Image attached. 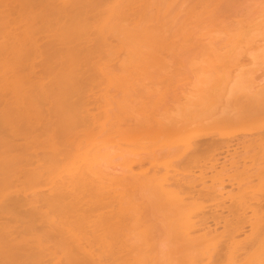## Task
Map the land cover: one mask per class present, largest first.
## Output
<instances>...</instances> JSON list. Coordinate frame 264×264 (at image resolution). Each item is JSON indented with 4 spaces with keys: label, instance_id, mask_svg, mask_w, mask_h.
Wrapping results in <instances>:
<instances>
[{
    "label": "bare ground",
    "instance_id": "bare-ground-1",
    "mask_svg": "<svg viewBox=\"0 0 264 264\" xmlns=\"http://www.w3.org/2000/svg\"><path fill=\"white\" fill-rule=\"evenodd\" d=\"M222 1L0 0V264H163V232L177 264H264V73L211 110L210 75L143 66L236 50ZM116 137L148 151L122 171Z\"/></svg>",
    "mask_w": 264,
    "mask_h": 264
},
{
    "label": "rangeland",
    "instance_id": "rangeland-1",
    "mask_svg": "<svg viewBox=\"0 0 264 264\" xmlns=\"http://www.w3.org/2000/svg\"><path fill=\"white\" fill-rule=\"evenodd\" d=\"M243 2H245L246 4L245 3L243 4ZM254 4H256V5H254ZM252 5H254L256 7L251 8ZM221 6H223V7L221 8ZM249 6L251 9L248 8ZM172 9H173V7L163 9V14H165V15L173 14ZM220 9H221V11H220ZM218 11H220L219 14H222L219 17H221L222 20L224 19L223 23L225 22L227 24L229 22L231 24L230 25L228 23L230 31L227 32L226 34H233L235 32H238V33H241L240 36H243L245 38L244 42L242 41V44H240L238 47H236L237 49L234 48V49L238 50L240 53H238L236 50H234L236 52L233 54L232 52H234V51L231 52V48L228 47L230 49L229 51L231 52L232 55L230 54L228 56L227 53H226L227 55H225L224 50H226L228 48L219 47L216 44L214 47L211 46L210 48L206 47V46H197L195 48H192V51L179 52L180 54H177V55H169L168 53H166L165 54L166 57L164 58V60H160L159 62L158 61L149 62V64L146 63L143 65L144 68L146 69V71L150 74H152L158 70H159V72L160 71L161 72H163V71L168 72L169 71V74H171V73L177 74L178 73L180 75V78L182 81V84L180 85L181 87H179V89L181 88L180 92H182V93H179V94H183V92L186 93L188 91V94H190L191 96L197 95L198 92L196 93V91H198V90H196V89H199L204 85L203 83L200 82L202 80V78L210 75V77L208 78L209 81L206 80L207 78L202 80V81L213 83L212 79L215 77L213 80L216 81V83L215 82L213 84L210 83L213 89L210 87V84H209V87H207L208 85H206V88L207 89L211 88L210 91H213V92L215 91L214 94L212 92V94H213L212 96L215 97V95H216L219 98L222 96V98L219 99L217 97L218 99L215 98V100L213 98L208 99L209 103H210L211 99H213L217 103L219 102L218 104H216V102H215V106L211 104L212 105V106L210 105L211 106L210 108H212L211 110H213L217 105L219 107L221 105L223 106L224 104L225 105L227 104V99L225 98L226 95H224V94L228 88L230 81H231V77L234 76L237 71H241L243 73L247 72L248 73L247 75L249 77H250V75H252L254 80L257 79L261 74L264 73V46L263 47H257V44H260L259 42L261 41V39L264 40V0H227V1L225 0V2L222 1V3H220V5L218 6ZM226 14L230 15V16H227ZM224 15H225V17H223ZM227 17H231V18H228L229 19L228 20ZM255 20H256V23L258 24V26H255V25H257L256 23H255V25L253 24ZM257 21H260V22H257ZM235 23H236V25H233ZM237 24H238V26H237ZM251 25H253L256 29L253 26H252L253 27V29H252ZM234 26H236V27H234ZM240 29H242L241 32H240ZM250 29H252V30H250ZM243 30H244V32H243ZM238 33H235V34H238ZM246 33L247 34L249 33V34L247 35ZM224 35L225 34H220V36H223V37H224ZM215 36H218L217 33L215 34ZM235 37L237 38L236 35H235ZM203 38H205V37H203ZM204 42H207V40ZM255 43H256V46L254 45ZM261 44H263V43L261 42ZM215 47L218 51H212ZM226 56H228V57H226ZM160 67H162V69H165V70L162 71V69ZM156 73H158V72H156ZM212 74H214V75H212ZM219 74H220V76H218V80H217L216 79L217 76H215V75H219ZM212 76H214V77H212ZM225 76H226V78L224 79ZM246 76H244V78H246ZM199 78H201V79L199 80ZM253 78H249V79H253ZM248 81L250 82L251 80H248ZM198 83H200L201 85L199 84V86L197 87ZM219 85H220V87H218ZM214 89H216L218 91L221 89L222 93L220 92V94H222V95L218 94V92L216 93V90H214ZM246 90L247 89H245V91ZM245 91L243 92V90H242L241 92L238 93V95H237V93H235V94L237 97H240V96H243ZM189 92H191L192 94ZM241 93H243V94H241ZM235 98H233V99H235ZM241 98H243V97H241ZM184 100L185 99H183V102L181 101L180 103L183 104L185 102ZM230 101H231V99H230ZM231 102L233 103V101H231ZM231 102H229L228 104L231 105L232 104ZM180 103H178V104H180ZM234 104H235V102H234ZM129 111H130V109L128 107L127 112H129ZM178 113H179V111H178ZM193 129L194 128H192L191 130L194 131ZM196 130H195V132H193V135H195V133L197 132L196 133V137H197L199 132H198V130L197 131ZM189 134H191L190 131H189ZM190 137H192V136L188 135V137H187L188 140L192 139L190 141L194 140L195 143L197 142L198 138L201 139V137H198L195 139H194V136H193V138H190ZM116 139H119V141L116 140V142H115L116 144L118 143L116 145L118 148L115 146V144H114L113 148L114 147L117 148L118 150L116 149V151H118V152L116 154H118L119 156L123 155V157L116 159L114 162H117V164L120 165V166H118V167H120V169L126 168L128 161L132 160V159H130L134 156V155H132V153H134V152L143 153L144 151L146 152V150H147V149L142 150L143 149L142 146L139 148L141 142H139V143H134L131 141L127 142L123 138L120 139V137H116ZM137 144H139V145L137 146ZM108 145H110V144L108 143ZM150 147H151V145H150ZM166 147H169V146H166ZM157 149H159V148H157ZM160 149H162V148H160ZM111 150H112V148L109 149V151H111ZM137 153H134V154H137ZM116 154L114 153V155H110L111 156L110 158H112L113 156H116ZM165 154H166V150L162 151L161 156L159 157L157 162H168L170 160V155L167 156V154L166 155ZM221 155H223V154H221ZM220 159L223 160V158H220ZM108 160H109V158H108ZM112 164H110V165H112ZM134 168L136 169L137 165H134ZM57 173H59V172H57ZM62 173L64 174L65 170H62ZM63 174H60V175H63ZM51 176H53V174ZM56 179H58V175L56 176ZM229 188L230 187L228 186L227 189H229ZM233 189L236 191L235 188H233ZM202 202L205 205L204 211L202 213L203 214L209 213L211 210L210 207H212L213 204L208 202V201H202ZM221 230H222V226H219L218 232ZM246 233H248V231ZM158 236H159L158 237V242H159L158 245H159V248L161 247L160 248L161 251L163 249L166 250L167 247H168V249H173V247L171 248V246H174L173 243H170V242L166 243L167 239L169 240V237L167 235H165L164 232L162 233V235H158ZM243 236H244V234H241L240 236H237V238L240 239ZM163 243H165V244L163 245ZM166 244H167V246H166ZM168 244L171 245L170 248H169ZM162 246H163V248H162ZM165 246H166V248H164ZM164 251H162V252H163L164 259H166V260L163 261V264L165 263V261H166V263L170 262L169 264H177V263H174V262H176V260L172 261V259H170L169 256H171V255L173 256V254H171V253L168 254V252L170 250L168 252H166V251L164 252ZM184 255L185 254L179 256V254H178L177 257H178V259H182V256H184ZM165 256H168L169 258H167ZM174 258H175V254H174ZM185 258H187V256ZM198 259L199 258H197V261H198ZM183 260H182L181 264H189L190 263V262L188 263V261H186V260H185L186 263H183L184 262ZM171 262H173V263H171ZM177 262H178V264L180 263L179 261H177Z\"/></svg>",
    "mask_w": 264,
    "mask_h": 264
}]
</instances>
